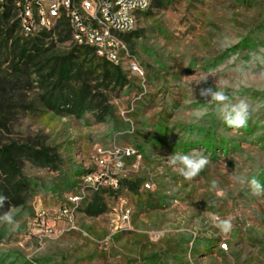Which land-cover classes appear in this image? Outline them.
Returning <instances> with one entry per match:
<instances>
[{
	"label": "rangeland",
	"instance_id": "374dc122",
	"mask_svg": "<svg viewBox=\"0 0 264 264\" xmlns=\"http://www.w3.org/2000/svg\"><path fill=\"white\" fill-rule=\"evenodd\" d=\"M15 19L8 26L0 20V40ZM48 35L44 59L27 73L15 69L11 44L0 49V147L46 149L52 158L19 155L28 188L20 206L4 203L19 227L0 222V264H264V197L233 179L264 184V0H154L124 38L143 75L123 66V86L103 77L105 62L93 54L72 56L67 32ZM23 38L18 27L13 40ZM56 58L69 61L72 86L93 88L83 109L49 105L70 90L67 83L55 88L54 76L42 79ZM193 75L208 77L194 91L184 78ZM215 86L233 101L248 100L258 124L252 131L212 125L215 104L199 93ZM201 122L222 145L189 140L188 129ZM117 148L135 152L123 158L121 189L103 193L105 211L90 216L91 192L73 204L82 175L98 168L99 149L113 161ZM193 149L210 163L189 181L166 158ZM217 217L232 218L230 232L216 226Z\"/></svg>",
	"mask_w": 264,
	"mask_h": 264
},
{
	"label": "built area",
	"instance_id": "2783aa9c",
	"mask_svg": "<svg viewBox=\"0 0 264 264\" xmlns=\"http://www.w3.org/2000/svg\"><path fill=\"white\" fill-rule=\"evenodd\" d=\"M154 0H0L2 8H11L18 21L21 34L35 38L43 33L53 34L60 20L65 19L71 28L72 42L78 46L93 48L95 53L116 65L126 66L133 74L143 75L136 58L130 54L125 36L137 28L141 13L152 8ZM131 148H117L114 159L109 160L106 151L98 150L95 157L97 169H87L82 175L79 196L73 203L88 200V192L104 189L117 192L121 189L120 173L124 170L125 156L134 154ZM70 209L64 207L62 214ZM130 209L122 213V221L131 223ZM219 248L228 249L227 243Z\"/></svg>",
	"mask_w": 264,
	"mask_h": 264
},
{
	"label": "trees",
	"instance_id": "16d2710c",
	"mask_svg": "<svg viewBox=\"0 0 264 264\" xmlns=\"http://www.w3.org/2000/svg\"><path fill=\"white\" fill-rule=\"evenodd\" d=\"M158 5L161 6V2H159ZM13 18H15V14L11 10V8H2L0 6V20L4 21L5 26H8ZM18 27V21L15 19L13 23L10 24L9 27H7V30H5V35L2 34L3 38L1 37L0 40V49L4 47H6L7 49L9 48L8 45L11 44V50L13 51V53L17 51L16 57L18 59V62L15 64V69L27 73V71H29L30 69V65H36L35 62L37 60H40L41 62L44 59L43 55L45 53V50H43V47L41 45V39L45 37L47 38L49 37V35L47 33H43L35 38H23V44L20 45L21 39L13 40V35ZM65 32H67L68 36L71 37V28L69 26V23L65 19H62L59 21L58 26L55 29V33L59 37H61ZM133 33L134 32L128 35L131 36L133 35ZM252 47L254 48L253 45ZM77 51H80L83 56L93 54L94 57L104 61L105 65L100 68L101 73H103V77L107 79L110 78L112 81H115L116 84H119L121 86L125 84L127 76L124 73L122 66L116 65L104 58L99 57L91 47L76 45L71 55L73 56ZM53 62L54 63L51 66L52 74L43 76V81H47L50 77L54 76L56 80L54 87L57 88L59 86L60 88L62 86V83H67L66 85L70 87V93L68 92L66 97L60 93H58L57 96L52 95L48 102L50 103L49 105L52 107H56L55 105L57 103H72L74 107L83 109L85 107L87 98L92 96L91 93L93 91V88L85 84V82H83L82 84L78 82L80 87L78 86L77 88H75V86L71 85V83H73V80L70 76L72 69L69 65V61H66L62 58H56ZM39 70L43 71L44 67L41 66ZM0 109L2 110V106H0ZM256 122H258V119L256 120ZM201 123L202 125L194 126V129L192 130L188 129V133L190 135L189 140L192 143L196 142L197 144L199 143L201 145H222V140L221 142L218 140V136L215 130L209 131L206 128L207 124L204 125L205 122ZM212 125L217 127H228L216 115L213 117ZM255 125L257 126L258 124H254L253 121L249 119L246 125V129L248 131H252V128ZM27 150H30L31 152L29 153ZM22 154H27L29 157H32L33 160L42 159L44 161H48L49 159H52L49 155V151L46 149H36L34 147L28 148V146L22 147L18 146L17 144L0 147V172L2 171V173H0V195H4L8 198L6 201L9 202L5 201L6 205L12 204L18 207L22 203H24L22 193L26 191L28 187L26 179L21 173V163L19 155ZM108 191L109 190L104 189L93 194V202L92 204H90L87 210L90 216H96L105 211L104 204L99 203L98 200H101V195ZM86 201L87 200L83 201V203ZM3 207L0 208V215L4 211Z\"/></svg>",
	"mask_w": 264,
	"mask_h": 264
},
{
	"label": "clouds",
	"instance_id": "9594fccd",
	"mask_svg": "<svg viewBox=\"0 0 264 264\" xmlns=\"http://www.w3.org/2000/svg\"><path fill=\"white\" fill-rule=\"evenodd\" d=\"M148 0H144V6L147 7ZM190 79L193 85H200L202 81H206L208 77L198 79L195 75L184 77ZM200 96L204 98L205 102H212L215 104L216 112L223 123L231 129L237 130L246 127L247 122L251 115V105L246 98H236L235 101L230 99L223 89H217L216 86L201 88ZM166 162L173 168L175 172L181 175L186 180H193L197 177L205 167L210 163L209 157L203 153L202 150L193 149L188 153L176 152L166 158ZM233 179L241 184H247L253 196L264 197V184L257 178L251 179L243 176H234ZM216 187L213 182V188ZM8 198L0 195V208L4 206ZM217 219L216 226L223 232L228 233L231 231L233 224L232 218ZM0 222L12 226L13 229L18 228L19 224L14 219L11 211H6L0 215Z\"/></svg>",
	"mask_w": 264,
	"mask_h": 264
}]
</instances>
